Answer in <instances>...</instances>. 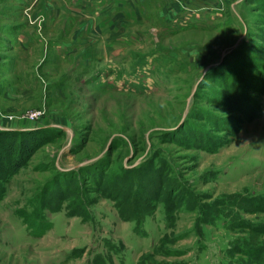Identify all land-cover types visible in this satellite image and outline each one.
<instances>
[{
    "label": "rangeland",
    "instance_id": "374dc122",
    "mask_svg": "<svg viewBox=\"0 0 264 264\" xmlns=\"http://www.w3.org/2000/svg\"><path fill=\"white\" fill-rule=\"evenodd\" d=\"M140 1L93 27L50 16L56 0H0V130H50L7 181L22 140L0 137V264H229L264 221L239 208L264 195V0ZM55 41L79 44L58 63ZM102 190L126 218L155 209L127 222ZM39 205L41 235L21 216ZM222 210L247 225L199 221Z\"/></svg>",
    "mask_w": 264,
    "mask_h": 264
},
{
    "label": "trees",
    "instance_id": "16d2710c",
    "mask_svg": "<svg viewBox=\"0 0 264 264\" xmlns=\"http://www.w3.org/2000/svg\"><path fill=\"white\" fill-rule=\"evenodd\" d=\"M250 119L247 118L244 115V119ZM254 118V117H253ZM46 130V131H45ZM50 132V130L48 129H28V130H24L22 132L16 131V130H0V137L2 138L3 136H13V135H18L16 137H20L21 138V142H19L18 145L13 146L10 148V155L15 156V159L13 161V163L7 164L5 166L7 173L5 175V181L8 180V177H13L15 176L17 173H19L24 167L25 164L27 163V161L29 160V158L36 152L38 151L39 148H41L43 146V136L44 134ZM41 136V137H40ZM14 137V138H16ZM206 145H201L198 148L201 149V151L206 152V153H215L216 151H218L219 149H221L224 144H220V145H212L209 146V140L206 139L205 141ZM204 143V144H205ZM4 159H2V157L0 156V163H3ZM12 166V167H11ZM161 167V166H160ZM127 172V171H126ZM3 191V190H2ZM114 191H112V193L108 194V192H105L104 190H102V194H105L107 199L109 198V200H112L114 202H116V208L119 210L121 217L128 221H135L137 224H140L145 217L150 216L152 214V211L155 209V207H153L154 209L151 212H145L144 210H141L140 213L144 214L143 212H145V214L143 215V217L141 218H132L129 219L128 217L126 218V211L125 209H123L122 206H120V204L116 201L115 197L113 198L112 196L115 194L113 193ZM4 197V193H0V202L2 201ZM225 202H229L230 200H224ZM239 201H242L243 204H245V206H241L239 207L240 209L242 208V210L248 211V212H257V213H264V195H258V196H252L249 198H244L241 199ZM87 202V200L85 201ZM89 202V200H88ZM156 202V201H155ZM157 203V202H156ZM42 204V203H41ZM42 205L45 206H51L48 205L46 203H43ZM169 207V206H168ZM68 210V215L69 216H73L78 214L82 209L80 207L70 210L69 208ZM174 210V209H173ZM172 208H167V202H164V212L165 215L167 216V219L169 218V216H171L172 214ZM30 210L25 211L24 215H21L23 218V221L27 224H31L33 226H36L38 228V232L39 235H41L42 231L46 230L47 228H42L44 223L40 222L39 219L42 218L41 215V206H38V210L36 211L37 214L36 216L38 217V220L33 219V217L31 216L32 213H29ZM39 213V215H38ZM42 214L43 216L46 217V211L44 209H42ZM211 215V216H210ZM208 216L209 219H203V218H199L201 224H211L212 226L217 225L218 222H220V220L224 219L225 223H224V227L229 230V231H234L235 229H240L242 228V226L247 225L245 219H242L240 216L238 217L237 215H232V213L230 211H219V212H213L212 214H210ZM172 217V216H171ZM242 219V220H241ZM251 224V223H249ZM245 228H248L251 230V232L253 233V237L251 235L250 238L248 239H243V244H240V239H232V241L229 244V248L226 249V253L227 256L230 260H232V257L235 258L236 256H245L247 257L250 261H246L243 264H264V242L261 241V243H258V239H259V235H264V221H261L260 224L257 225H253L251 224V226H247ZM257 236V237H254ZM248 244L249 246H255L253 250L249 249V246H246V244ZM255 243V244H254ZM229 260V264H236V262H232ZM185 264H189V262H186Z\"/></svg>",
    "mask_w": 264,
    "mask_h": 264
},
{
    "label": "crops",
    "instance_id": "0c3cea01",
    "mask_svg": "<svg viewBox=\"0 0 264 264\" xmlns=\"http://www.w3.org/2000/svg\"><path fill=\"white\" fill-rule=\"evenodd\" d=\"M37 2L39 0H36ZM55 1V0H54ZM65 7V10H62L61 7L58 6V0H56V4L53 5L50 16L54 15L55 12L65 14L70 19L75 20L74 16L81 17L84 21H90V24L94 27L106 25L111 22L115 17L123 16V12H130V14H134L139 9L138 0H59ZM77 1V3H75ZM149 3L152 0H141L140 5H144L142 3ZM68 3L69 6L66 4ZM60 16V15H59ZM94 22L93 24L91 23ZM10 37V36H8ZM35 37H30L29 32L19 31L16 40L11 42V47L17 51V48L14 45L20 44H29L27 47L30 48L33 44V40ZM79 43H73L71 45L55 41L50 43L51 51L58 63H60L59 56L65 58L66 60L70 59L73 55L74 47L78 46ZM85 45H83L84 48ZM95 65L94 63L85 64V65ZM19 65V64H18ZM77 65H80L79 63ZM75 65V66H77ZM82 67V66H80ZM18 68V66H17ZM17 69H13L14 75L18 76L22 73L21 70L17 71ZM33 128V127H32Z\"/></svg>",
    "mask_w": 264,
    "mask_h": 264
},
{
    "label": "bare ground",
    "instance_id": "6f19581e",
    "mask_svg": "<svg viewBox=\"0 0 264 264\" xmlns=\"http://www.w3.org/2000/svg\"><path fill=\"white\" fill-rule=\"evenodd\" d=\"M78 77V76H77Z\"/></svg>",
    "mask_w": 264,
    "mask_h": 264
}]
</instances>
